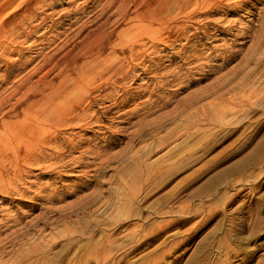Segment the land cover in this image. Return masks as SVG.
I'll return each mask as SVG.
<instances>
[{
    "label": "rangeland",
    "instance_id": "obj_1",
    "mask_svg": "<svg viewBox=\"0 0 264 264\" xmlns=\"http://www.w3.org/2000/svg\"><path fill=\"white\" fill-rule=\"evenodd\" d=\"M100 1L102 2H99V5L105 0ZM243 3L245 4L235 0L230 3L231 6L224 5L204 15L202 19L201 16L194 20L178 18L177 22L182 21L186 29L174 28L168 30L169 32L161 33L159 37L162 42L158 45L151 46L149 42H146L143 47L137 44L130 45V42L125 44L123 51H116L122 55L121 59L116 60L111 55L108 61L111 66L122 64V69L126 71L122 74H114L113 78L103 83L100 93H91L94 103L90 104V107H83L86 114L83 112L82 119H73L74 123L71 121L68 128L63 127L65 130H62L64 131L62 134L59 130L61 127H57L59 136H64L61 140L58 138V141L54 143V139L46 141L43 136H40L41 139H35L36 148L31 145H21L22 150H32L35 154L31 157L25 155L23 157L25 163L23 158H20L18 168H10L9 171L13 172L14 176L11 173L5 175L7 187L13 186L7 189L15 190L11 191L12 194L9 192V196L0 191V221L5 223L0 222V228L2 225H4L3 229L9 228L4 230L5 233L12 231L11 227L20 228L15 233L23 232V238L26 236L27 239L31 233V239L35 238L36 242L38 240L40 242L41 233L43 240L41 239L40 243L43 241L48 243L49 240L51 241L49 243H52L54 240L55 244L43 249L44 252L38 255L41 258L36 260L35 257L32 262L39 260L37 264H264V100L259 103L258 108L251 109L242 116L238 114L239 112L233 114L230 110L222 116L218 115L216 124L219 126H214L213 123L212 127H214L211 129L206 128V123L203 122L206 119L203 116L198 123H186L185 119L199 105H209L208 101L213 97L212 91H205L198 105L188 108L177 118L169 120L168 116L160 123L161 126L156 127L158 129L147 125L148 122L157 120L161 115L168 113L170 110L168 108L172 107L174 101L182 105L184 97L195 88L204 89L210 83L218 82L217 79H213L214 76L234 66L247 54L245 52L251 41L249 38L253 36L252 34L259 33V23L264 22V0H250L248 4L242 6ZM99 5L97 0H0V55L5 49L2 43L9 41L3 34L11 30L14 25H20L19 21H22L23 16H26L25 21L28 26L26 28L24 25L25 31H22L19 38L12 39L14 41H10V46H16L23 50V53L31 46L27 53L21 56L24 61H20L21 58L18 59L16 54H6L5 58L0 57V98L11 93L13 84H16L14 80L17 82L25 72L35 66L36 62L39 63L44 53L53 52L54 46L64 37L63 41L66 37H72L80 22L89 21L90 23L98 13ZM92 6L97 9H92ZM77 20L79 21L76 22ZM36 25L37 31H33ZM26 32L28 35H25ZM208 33L209 36L206 38L205 35ZM28 45L30 46L27 47ZM230 45L232 46L229 47ZM182 46H184L183 50ZM216 48L219 49L216 50ZM40 50L42 54H39ZM185 50H189L188 54ZM226 50H236L235 53L232 51L231 60L227 61L224 58L229 53ZM214 51H218L217 54ZM15 58L17 63L9 66L8 70L7 65ZM28 59L31 61L26 66L21 65ZM143 60H146L145 63ZM198 63L199 65H196ZM19 66H24V70H19ZM171 66L174 69H171ZM227 66L228 68H225ZM163 69L167 72L165 73ZM5 73L8 74L6 79L3 78ZM159 77L167 81L164 79L163 82ZM170 79L174 81H169ZM184 79L188 83L184 82ZM212 86L213 84L210 87ZM149 89L153 91L149 92ZM3 90L8 91L4 93ZM233 90L237 89L233 88ZM171 94L176 98L172 99ZM163 96L167 99H163ZM123 98L125 102L121 100ZM108 106L110 107L107 109ZM1 111L5 110L2 108ZM7 116L4 119L9 117ZM29 118L24 116L20 118L19 126H25L26 130L35 128L37 123L28 122ZM139 120L145 125L144 129L137 123ZM224 122L228 126H221ZM171 131L175 133L170 137ZM188 134L192 136L187 137ZM25 137L30 138L29 135ZM67 137L76 145L66 143ZM160 141L164 142L160 144ZM154 144L160 145L157 147ZM55 145L56 147L59 145V148L57 149ZM66 148L70 152L66 151ZM41 151L42 155L38 156L40 154L38 152ZM11 152L7 153L8 158L13 157L14 154ZM47 155H50V158ZM53 155L57 159L51 157ZM56 155L60 156V160ZM134 158L139 160L133 161ZM140 163L143 165L148 163L151 174L143 182L139 193H136L131 176L134 177L138 173L137 168ZM19 170L21 171L17 172ZM16 172L21 173L22 179H18ZM22 193L24 196L21 195ZM209 212H212L213 216L206 219ZM66 226L69 231L65 228ZM2 228L0 230H3ZM53 236L56 239H53Z\"/></svg>",
    "mask_w": 264,
    "mask_h": 264
},
{
    "label": "bare ground",
    "instance_id": "obj_2",
    "mask_svg": "<svg viewBox=\"0 0 264 264\" xmlns=\"http://www.w3.org/2000/svg\"><path fill=\"white\" fill-rule=\"evenodd\" d=\"M41 1V0H40ZM43 1V0H42ZM47 1V0H46ZM49 1V0H48ZM84 1V0H83ZM96 1V0H95ZM235 0H105L103 3L100 0H97L98 5H99V11L96 13L95 17L88 23L89 21L85 22H80V24L77 26V30L75 31L74 35L71 37H66L65 41L64 38L60 43H57L54 46L53 52L51 53H44L42 56V60H40L39 63H35V66L32 67L30 71L25 72V74L22 76V78L18 79V83L15 85L13 84L11 88V93L6 97L0 98V110L2 108L5 111L0 112V191L7 193L9 196V192L14 189H11L9 191V186L7 187L6 184V178L5 175L11 173L12 175L14 174L13 172L9 171L10 168H18V161L20 158L22 159L25 155L27 157H31L34 154L31 151H28L27 149L20 148L21 145L26 144V145H31V147H35V139L40 138V136L44 137V140L46 141H51L53 140L54 143L58 141V138L61 140L62 135L59 136V132L56 130L57 127H61L60 134H62V130L64 129L63 127H67L70 124V122L73 119H82L83 116V107L88 106L94 103L93 98H92V92H101V86L103 83L108 82L111 77L117 73L122 74L126 70L122 69V64L111 66V63L108 61L109 57L113 55L116 60H120L119 52L116 53V51H123L125 48L123 47L125 44L130 42V45L137 44L138 46L143 45L146 42H149L151 46H155V44L158 45L159 42H162L161 37L159 35L161 33H165L166 31H170L174 28L178 29L181 27H184L186 29V26L183 24V22H177V19L179 18H188L189 20H194L198 17L201 16L204 17L207 14H210L211 12L216 11L217 9L221 8L224 5H230L231 2ZM241 2H245L248 4L250 0H238ZM35 2V1H34ZM94 2V1H93ZM253 3V2H252ZM46 4V3H44ZM69 4V3H68ZM235 4V2H234ZM85 5V4H84ZM93 5V4H92ZM77 6V4H76ZM86 6V5H85ZM231 6V5H230ZM235 6V5H234ZM83 7V6H82ZM228 7V6H227ZM40 8V7H38ZM92 9L93 6L91 7ZM243 8V7H242ZM81 9V8H80ZM83 9V8H82ZM97 9V8H96ZM65 10V9H64ZM63 10V11H64ZM84 10V9H83ZM81 10V11H83ZM243 10V9H242ZM76 12H79L75 9ZM86 11V8H85ZM32 12V11H31ZM41 12V11H40ZM34 13V12H33ZM238 13V12H237ZM32 14V13H31ZM35 14V13H34ZM48 14V13H47ZM33 15V14H32ZM31 15V17H33ZM37 15V14H36ZM51 15V14H50ZM61 15V14H60ZM203 15V16H202ZM217 15V14H216ZM29 15H27L28 17ZM39 16V15H38ZM47 16V15H46ZM25 17H22V23L19 21L20 25H14L11 30L8 32L6 31V34H3V36L8 37V42L7 43H2V45L5 46V49L1 51V58H5L4 55L6 54H16L17 58L20 59L21 56L31 48H30L23 53L19 48L16 46H10V41L12 39L15 40V38H19L20 34L22 31H25V27L28 26L25 21ZM49 17V16H48ZM74 17V16H73ZM62 18V17H61ZM76 18H79L76 16ZM36 19V18H35ZM34 19V20H35ZM48 19V18H47ZM27 20V19H26ZM33 20V19H32ZM49 20V19H48ZM73 20V19H72ZM181 20V19H180ZM185 20V19H184ZM205 20V19H204ZM218 20V19H217ZM50 21V20H49ZM69 21V20H67ZM71 21V20H70ZM77 20L76 22H78ZM188 21V20H187ZM43 22V21H42ZM75 22V20L73 21ZM194 22V21H193ZM196 22V21H195ZM70 23V22H69ZM72 23V21H71ZM191 23V22H190ZM211 23V22H208ZM61 24V23H60ZM57 24V25H60ZM75 24V23H74ZM25 25V27H24ZM71 25V24H70ZM68 25V26H70ZM229 25V24H228ZM54 26V25H53ZM253 26V25H252ZM40 27V26H39ZM66 27V26H65ZM125 27V29H123ZM208 27V26H207ZM225 27V26H224ZM27 28V27H26ZM259 33L258 34H251L253 35L252 37L250 34L248 37H251L250 44L248 45V48L244 55L241 59L238 60V62L234 65L228 68L230 66L228 64V68L226 71H221V73L218 76H214L213 79H217L218 82L216 83H210L207 85V88H212V89H207V88H195L194 91L190 92L189 95H186L184 97V102L183 104L175 103L177 101H174L172 104L171 108L168 111V113H165L164 115H161L157 120H152L151 122H148L147 125L150 127H158L160 123L165 121L168 116L169 120L177 118L178 115L184 113L188 108L192 107L195 104H199L201 99L204 97V92L205 91H212L213 97L209 99L208 101V106L201 104L199 105L196 109H194V112L188 116L187 119H185L186 123H198L201 120V116H203L206 120L203 122L206 123V128L211 129L214 126H219L216 124V117L218 115H221L226 113L227 111H233L234 113H238L240 116L246 114L249 112V110L258 108L259 103H261L262 100H264V22L259 23ZM66 29V28H65ZM64 29V30H65ZM69 29V28H68ZM182 29V28H181ZM253 29V27H252ZM251 29V30H252ZM33 31H37V25L34 26L32 29ZM72 30V29H71ZM227 30V29H226ZM250 30V31H251ZM63 31V30H62ZM67 31V30H66ZM168 31V32H169ZM208 31V30H207ZM247 31V30H246ZM249 32V31H248ZM65 33V32H64ZM70 33V32H69ZM73 33V31L71 32ZM176 33V32H175ZM174 33V34H175ZM199 33V32H198ZM241 33V32H240ZM51 34V33H50ZM56 34V33H55ZM187 34V33H186ZM25 35H28L27 32ZM52 35V34H51ZM163 35V34H162ZM177 35V34H176ZM195 35V34H194ZM200 35V34H199ZM35 36V35H34ZM41 36V35H40ZM45 36V35H44ZM161 36V35H160ZM187 36V35H185ZM193 36V35H192ZM206 38L209 36L206 34ZM43 37V36H42ZM54 37V36H52ZM51 37V39H52ZM79 37V40H75L74 38ZM163 37V36H162ZM190 37V36H187ZM186 37V38H187ZM23 38V37H22ZM39 38V37H38ZM50 38V37H49ZM210 38V37H209ZM5 40V38H3ZM78 39V38H77ZM182 39V38H180ZM204 39V38H203ZM248 39V40H249ZM12 40V41H14ZM21 40V39H20ZM26 40V39H25ZM24 40V41H25ZM46 40V39H45ZM44 40V41H45ZM49 40V39H48ZM75 40V41H74ZM185 40V39H184ZM202 40V39H201ZM36 41V40H35ZM43 41V40H42ZM51 41V40H50ZM60 41V40H59ZM177 42V41H176ZM200 42V41H199ZM24 43V42H23ZM22 43V45H23ZM48 43V42H47ZM185 43V42H184ZM204 43V42H203ZM229 43V42H228ZM33 44V41H32ZM42 44V43H41ZM44 44V43H43ZM46 44V43H45ZM53 44V43H52ZM193 44V43H192ZM206 44V43H205ZM225 44V43H223ZM16 45V44H15ZM21 45V46H22ZM34 45V44H33ZM51 45V44H50ZM195 45V43H194ZM19 46V45H18ZM26 46V45H25ZM24 46V47H25ZM197 46V45H195ZM224 46V45H223ZM228 46V45H226ZM230 45L229 47H231ZM25 47V48H27ZM163 47V46H162ZM182 46V50H183ZM199 47V45H198ZM202 47V46H201ZM161 48V46H160ZM188 48V47H186ZM225 48V47H224ZM227 48V47H226ZM24 49V48H23ZM159 49V48H158ZM162 49V48H161ZM219 48H216V50ZM230 49V48H229ZM244 49V48H243ZM243 49H241L243 51ZM25 50V49H24ZM135 50V49H134ZM154 50V49H153ZM194 50V49H193ZM192 50V51H193ZM201 50V49H200ZM199 50V51H200ZM225 50V49H224ZM240 50V49H239ZM238 50V51H239ZM41 51V52H40ZM39 51V54L43 53L42 50ZM50 51V50H49ZM187 50H185L186 52ZM189 51V50H188ZM188 51L186 54H188ZM227 51V50H226ZM229 53L226 54L225 59L231 60L230 58L233 56L232 51L228 50ZM227 51V52H228ZM236 51V50H235ZM234 51V53H235ZM215 52V51H214ZM218 52V51H216ZM215 52V54H217ZM221 53V49L219 50ZM223 52V50H222ZM240 52V51H239ZM131 54V52H129ZM178 53V52H177ZM191 53V52H189ZM193 53V52H192ZM195 53V52H194ZM199 53V52H198ZM219 53V54H220ZM36 54V53H35ZM179 54V53H178ZM183 54V53H182ZM185 54V55H186ZM218 54V55H219ZM132 55V54H131ZM200 55V53H199ZM210 55V54H209ZM221 55V54H220ZM228 55V56H227ZM239 56L241 54H238ZM236 55V56H238ZM10 56V55H9ZM39 56V55H38ZM124 56V55H123ZM182 56V55H180ZM190 56V54H189ZM197 56V55H196ZM235 56V55H234ZM238 56V57H239ZM188 57V56H187ZM191 57V56H190ZM194 57V56H193ZM207 57V56H206ZM214 57V55L212 56ZM211 57V58H212ZM222 57V56H218ZM23 58V57H22ZM21 58L20 61L23 59ZM41 58V57H40ZM199 58V57H198ZM210 58V57H209ZM26 59V57H25ZM31 59V58H30ZM28 59L25 62H22L21 65H25L33 60V59ZM112 59V58H111ZM215 59V58H214ZM234 59V58H233ZM237 59V58H236ZM38 60V61H39ZM154 60V59H153ZM172 60V59H171ZM186 60V59H185ZM203 60V59H202ZM212 60V59H210ZM24 61V60H23ZM115 61V59L113 60ZM112 61V62H113ZM127 61V59H126ZM144 61V60H143ZM146 61V60H145ZM144 61V63H145ZM148 61V60H147ZM170 61V60H169ZM190 61V60H189ZM188 61V64H189ZM192 61V60H191ZM222 61V60H221ZM124 62V61H123ZM122 62V63H123ZM141 62V61H140ZM179 61H177L178 63ZM230 62V61H229ZM233 62V61H232ZM2 63V62H1ZM4 63V62H3ZM17 63V59H13L9 65H7V69L9 66H13ZM21 63V62H20ZM142 63V64H144ZM169 63V62H168ZM173 63V62H172ZM171 63V64H172ZM176 63V62H175ZM187 63V62H186ZM31 64V63H30ZM37 64V65H36ZM113 64V63H112ZM116 64V63H115ZM133 64V63H132ZM156 64V63H155ZM170 64V63H169ZM141 65V64H140ZM173 65V64H172ZM182 65V64H181ZM195 65V64H194ZM196 65H199L196 64ZM207 65V64H206ZM210 65V64H209ZM180 66V64H178ZM213 66V65H211ZM225 66V65H224ZM153 67V66H152ZM166 67V66H165ZM175 67V66H174ZM197 67V66H195ZM203 67V66H201ZM218 67V66H217ZM222 67V66H221ZM10 68V67H9ZM176 68V67H175ZM179 68V67H178ZM185 68V67H184ZM188 68V67H187ZM190 68V67H189ZM193 68V67H192ZM204 68V67H203ZM210 68V67H209ZM215 68V67H214ZM213 68V69H214ZM19 70H24V66H19ZM148 69V67H147ZM168 69H170L168 67ZM167 69V70H168ZM171 69L172 68L171 66ZM183 69V67H182ZM191 69V68H190ZM197 69V68H196ZM200 69V67L198 68ZM206 69V68H205ZM208 69V68H207ZM217 69V68H215ZM214 69V70H215ZM223 69V68H222ZM221 69V70H222ZM6 70V69H5ZM9 70V69H8ZM130 70V69H129ZM146 70V69H145ZM150 70V69H149ZM160 70V69H159ZM164 70V69H163ZM162 70V71H163ZM166 70V68H165ZM164 70V71H165ZM186 70V69H185ZM202 70V69H201ZM210 70V69H209ZM212 70V69H211ZM220 70V69H219ZM224 70V69H223ZM18 71V70H17ZM133 71V70H132ZM158 71V69H157ZM163 71V72H164ZM169 71V70H168ZM176 71V70H175ZM195 71V70H194ZM193 71V72H194ZM200 71V70H199ZM7 72V71H6ZM128 72V71H127ZM126 72V73H127ZM155 72V71H154ZM167 71H165L166 73ZM177 72V71H176ZM175 72V73H176ZM179 72V70H178ZM183 72V71H182ZM186 72V71H185ZM207 72V71H205ZM220 72V71H218ZM9 73V72H8ZM130 74V72H128ZM132 73V72H131ZM140 73V72H139ZM150 73V72H149ZM153 73V72H152ZM159 73V72H158ZM161 73V72H160ZM159 73V74H160ZM174 73V72H173ZM172 73V74H173ZM184 73V72H183ZM195 73V72H194ZM198 73V72H196ZM128 74V75H129ZM133 74V73H132ZM155 74V73H154ZM157 74V73H156ZM171 74V71H170ZM191 74V73H190ZM202 74V73H201ZM198 74V75H201ZM211 74V73H210ZM218 74V73H217ZM126 75V76H128ZM177 75V74H176ZM175 75V76H176ZM185 74H183L184 76ZM216 75V73H215ZM125 76V77H126ZM160 76V75H159ZM174 76V77H175ZM179 76V75H178ZM177 76V78H178ZM195 76V75H192ZM191 76V77H192ZM206 76V75H205ZM211 76V75H210ZM8 77V74H4V79ZM21 77V76H20ZM134 77V76H133ZM157 77V75H156ZM167 77V75L165 76ZM173 77V76H170ZM169 77V78H170ZM185 77V76H184ZM113 78V77H112ZM130 78V77H129ZM132 78V77H131ZM155 78V77H153ZM158 78V77H157ZM155 78V80L157 79ZM160 78V77H159ZM181 78V77H179ZM190 78V77H189ZM195 78V77H194ZM165 79V78H164ZM163 79V80H164ZM173 79V78H172ZM170 79L169 81H174ZM183 79V77H182ZM186 79V78H185ZM184 79V80H185ZM210 79V78H209ZM212 79V76H211ZM212 79V80H213ZM123 80V79H122ZM121 80V81H122ZM160 80H162L160 78ZM162 80V81H163ZM166 80V79H165ZM164 80V81H165ZM177 80V79H175ZM179 80V79H178ZM188 80V79H187ZM210 80V82L212 81ZM148 81V80H147ZM163 81V82H164ZM167 81V80H166ZM193 81V80H192ZM111 82V81H110ZM126 82V81H125ZM149 82V81H148ZM150 82H152L150 80ZM184 82H187L186 80ZM195 82V81H194ZM159 83V82H156ZM162 83V82H161ZM160 83V84H161ZM171 83V82H170ZM174 83V82H173ZM188 83V82H187ZM193 83V82H192ZM112 84V83H111ZM114 84V83H113ZM117 84V83H115ZM146 84V83H145ZM148 84V83H147ZM178 84V82H177ZM182 84V80H181ZM185 84V83H184ZM207 84V83H206ZM211 84H213L212 87ZM105 85V84H104ZM103 85V86H104ZM122 85V84H121ZM139 85V83H138ZM162 85V84H161ZM179 85V84H178ZM183 85V84H182ZM187 85V84H186ZM192 85V84H191ZM205 85V84H204ZM11 86V85H10ZM112 86V85H111ZM123 86V85H122ZM137 86V85H136ZM146 86V85H145ZM144 86V87H145ZM152 86V84H151ZM150 86V89H151ZM154 86V85H153ZM157 86V85H156ZM173 86V85H172ZM181 86V85H179ZM178 86V87H179ZM203 86V85H202ZM106 87V86H105ZM110 87V86H109ZM108 87V88H109ZM118 86H116L117 88ZM125 87V86H124ZM123 87V88H124ZM130 87V86H129ZM127 87V88H129ZM141 87V86H140ZM143 87V86H142ZM161 87V86H159ZM163 87V85H162ZM176 87V84H175ZM174 87V88H175ZM195 87V86H194ZM193 87V88H194ZM113 88V86H112ZM126 88V89H127ZM137 88V87H136ZM139 88V87H138ZM137 88V89H138ZM154 88V87H153ZM156 88V87H155ZM173 88V87H172ZM177 88V87H176ZM182 88V87H181ZM187 88V87H185ZM192 88V89H193ZM233 88L237 90H233ZM105 89V88H104ZM102 89V91L104 90ZM120 89V88H119ZM149 92H152L150 91ZM183 89V88H182ZM191 89V90H192ZM115 90V89H114ZM147 90V88H146ZM158 90V89H157ZM160 90V89H159ZM164 90V89H163ZM162 90V91H163ZM184 90V89H183ZM4 91V90H3ZM8 90H5L7 92ZM111 91V89H110ZM117 91V89H116ZM121 90H119L120 92ZM129 91V90H128ZM135 91V90H134ZM171 91V90H170ZM174 91V90H172ZM176 91V90H175ZM182 91V90H181ZM188 91V90H187ZM131 92V91H130ZM136 92V91H135ZM139 92V91H138ZM177 92V91H176ZM116 93V92H115ZM126 93V92H125ZM146 93V92H145ZM164 94V92H162ZM166 93V92H165ZM171 93V92H170ZM175 93V92H174ZM180 93V92H178ZM186 93V92H184ZM184 93L182 95H184ZM204 93V94H203ZM7 94V93H6ZM102 94V93H101ZM110 94V93H109ZM119 94V93H118ZM116 94V95H118ZM124 94V93H123ZM137 94V93H136ZM142 94V93H141ZM161 94V93H160ZM161 94V95H163ZM177 94V93H176ZM96 95V94H95ZM115 95V96H116ZM140 95V94H139ZM160 95V96H161ZM173 95V94H171ZM104 95H102L103 97ZM108 96V95H107ZM120 96V95H119ZM133 97V95H131ZM167 96V95H165ZM106 97V94H105ZM117 97V96H116ZM153 97V96H152ZM170 97V96H169ZM168 97V100H169ZM179 97V96H178ZM96 98V96L94 97ZM107 98V97H106ZM122 98V97H121ZM134 98V97H133ZM149 98V96H148ZM161 98V97H160ZM176 97L173 98L174 99ZM114 99V98H113ZM118 99V98H117ZM132 99V98H131ZM135 99V98H134ZM153 99V98H152ZM163 99H167L164 98ZM98 100V99H97ZM96 100V101H97ZM106 100V99H105ZM120 100V99H119ZM124 101V98L121 99ZM147 100V98L145 99ZM149 100V99H148ZM158 100V98H157ZM160 100V99H159ZM176 100V99H175ZM144 100H142L143 102ZM150 101V100H149ZM171 101V98H170ZM104 102V101H103ZM125 102V101H124ZM205 102V101H204ZM207 102V101H206ZM118 103V102H117ZM146 103V101H145ZM149 103V102H148ZM151 103V102H150ZM171 103V102H170ZM96 104V103H95ZM108 104V103H107ZM114 104V103H111ZM116 104V103H115ZM121 104V103H120ZM138 104V103H137ZM140 104V103H139ZM143 104V103H142ZM147 104V103H146ZM145 104V105H146ZM94 105V104H93ZM123 105V104H122ZM121 105V106H122ZM160 105V104H159ZM164 105V104H163ZM147 106V105H146ZM110 106L107 107V109ZM145 107V106H143ZM149 107V106H148ZM164 107V106H162ZM142 108V106L140 107ZM139 108V109H140ZM147 108V107H146ZM135 109V106H134ZM133 109V110H134ZM137 109V108H136ZM89 110V109H88ZM110 110V109H109ZM132 110V111H133ZM151 111V109H149ZM106 111V110H105ZM149 111V112H150ZM165 112V110H163ZM162 111V113H163ZM229 111V112H230ZM158 112V111H155ZM85 113V112H84ZM89 113V112H88ZM96 113V112H95ZM86 114V113H85ZM98 114V113H96ZM145 114V112H144ZM147 114V113H146ZM152 114V113H151ZM159 114V113H158ZM230 114V113H229ZM232 114V115H233ZM8 115L7 119H4V117ZM92 115V114H91ZM143 115V114H142ZM142 115L140 117H142ZM231 115V116H232ZM18 116V117H17ZM27 118L28 122L30 123H37L35 128H29L28 130L24 129L23 126H19L20 118ZM27 116V117H26ZM96 116V115H95ZM126 116V115H125ZM145 116V115H144ZM148 115H146L147 117ZM156 116V115H155ZM154 116V117H155ZM219 116V118L222 119V117ZM228 116V114L226 115ZM225 116V117H226ZM230 116V115H229ZM92 117V116H91ZM94 117V116H93ZM139 117V118H140ZM153 116H151L152 118ZM87 118V117H86ZM99 118V117H98ZM145 118V117H144ZM149 118V119H151ZM203 118V119H204ZM102 119V118H101ZM122 119V118H121ZM141 119V118H140ZM27 120V119H26ZM86 120V119H85ZM90 120V119H89ZM94 120V119H92ZM100 120V118H99ZM142 120V119H141ZM139 120L137 123L142 125V128L144 129L145 125ZM145 120V119H144ZM148 120V118H147ZM168 120V121H169ZM176 120V119H175ZM82 121V120H79ZM78 121V123H79ZM84 121V120H83ZM97 121V120H96ZM146 121V120H145ZM188 121V122H187ZM223 121V120H222ZM73 122V121H72ZM85 122V121H84ZM91 122V121H90ZM95 122V120H94ZM100 122V121H99ZM98 122V123H99ZM174 122V120H173ZM231 122V121H230ZM74 123V122H73ZM88 123V122H87ZM93 123V122H92ZM170 123V122H169ZM208 123V126H207ZM214 123V126L212 127ZM22 124V123H21ZM81 124V123H80ZM97 124V123H96ZM133 124V122L131 123ZM168 125V123H166ZM203 124V123H202ZM221 126L226 125V123H221ZM27 125V124H26ZM75 125V124H73ZM78 125V124H77ZM94 125V124H93ZM165 125V126H167ZM172 125V124H171ZM170 125V126H171ZM196 125V124H195ZM205 125V124H204ZM100 127V125H98ZM97 126V127H98ZM102 126V125H101ZM132 126V125H131ZM161 126V125H160ZM176 126V125H175ZM178 126V125H177ZM187 126V124H186ZM191 126V125H190ZM197 126V125H196ZM220 126V127H221ZM228 126V125H226ZM31 127V126H29ZM81 127V126H80ZM103 127V126H102ZM174 127V126H173ZM201 127V126H200ZM219 127V128H220ZM68 128V127H67ZM83 128V127H82ZM107 128V127H106ZM183 127H181L182 129ZM187 128V127H186ZM185 128V129H186ZM205 127H203L204 129ZM158 129V128H156ZM184 129V130H185ZM200 129V128H199ZM202 129V130H203ZM65 130V129H64ZM67 130V129H66ZM100 130V129H99ZM149 130V128H148ZM162 130V129H161ZM180 131V129H178ZM189 130V128L187 129ZM195 130V129H194ZM201 130V129H200ZM205 130V129H204ZM57 131V132H56ZM155 131V130H152ZM159 131V130H158ZM176 131V130H175ZM190 131H192L190 129ZM48 132L50 134L46 135L45 133ZM56 133V134H55ZM154 133V132H153ZM159 133V132H158ZM175 132L171 131V135H173ZM180 133V132H179ZM182 134V133H181ZM25 135H29L30 138L26 139ZM67 135V134H66ZM165 135V133H164ZM177 135V134H176ZM185 135V134H184ZM72 136V135H71ZM71 136H69L71 138ZM159 136V135H158ZM157 136V137H158ZM180 136V135H178ZM192 135L188 134L187 137H191ZM64 137V136H63ZM62 137V138H63ZM147 137V136H146ZM162 137V136H160ZM186 137V138H187ZM73 138V137H72ZM150 138V137H149ZM148 138V139H149ZM163 138V137H162ZM183 138V136H182ZM41 139V138H40ZM157 140V138L155 137ZM169 139V138H168ZM166 139V140H168ZM59 140V141H60ZM66 140V139H63ZM155 140V142H156ZM163 140V139H161ZM143 141V140H142ZM171 141V140H170ZM175 141V140H174ZM61 142V141H60ZM64 142V141H63ZM62 142V143H63ZM66 142V141H65ZM72 143V139H69L67 137V142L66 143ZM76 142V141H75ZM141 142V141H140ZM162 141H160V144ZM40 143V142H39ZM52 143V142H51ZM52 143V144H54ZM151 143V142H150ZM158 143V142H156ZM48 144V143H46ZM50 144V142H49ZM58 144V143H57ZM56 144V145H57ZM73 144V143H72ZM71 144V145H72ZM75 144V143H74ZM73 144V145H74ZM158 144V146L160 145ZM40 145V144H39ZM55 145V147H56ZM60 145V143H59ZM59 145L57 146L59 148ZM69 145V144H68ZM76 145V144H75ZM80 145V144H79ZM155 145V144H154ZM168 145V144H167ZM48 146V145H46ZM66 146V145H65ZM157 146V144L155 145ZM157 146V147H158ZM177 146V145H176ZM17 147V148H15ZM44 147V145H43ZM56 147V148H57ZM61 147V146H60ZM63 147V146H62ZM61 147V148H62ZM74 148V146H72ZM54 148V145H53ZM57 148V149H58ZM70 150L72 149L71 147H68ZM156 148V147H155ZM29 149V148H28ZM40 149V148H38ZM46 149V148H45ZM55 149V148H54ZM66 151H69L70 150ZM56 150V149H55ZM54 150V151H55ZM9 151L13 152V157L8 158L7 153ZM36 151V150H35ZM39 151V150H38ZM65 151V150H64ZM65 151V152H66ZM104 151V150H103ZM11 152V153H12ZM62 152V151H61ZM64 152V154H65ZM130 152V151H129ZM40 153V154H39ZM51 153V152H50ZM53 153V152H52ZM55 153V152H54ZM131 153V152H130ZM37 154V153H36ZM38 156L42 155V151L38 152ZM44 154V152H43ZM104 154V153H103ZM147 154V153H146ZM55 155V154H54ZM51 157H55V156ZM62 155V154H61ZM37 156V157H38ZM48 158H50V155ZM59 156V155H56ZM66 156V155H65ZM43 158L45 156H42ZM130 157V156H129ZM34 158V157H33ZM46 158V157H45ZM44 158V159H45ZM56 158V157H55ZM60 160V156L58 157ZM133 158V157H132ZM38 159V158H37ZM57 159V158H56ZM64 159V158H63ZM61 159V160H63ZM30 160V159H29ZM36 160V158L34 159ZM32 160V161H34ZM43 160V159H41ZM127 160V159H126ZM139 160L138 158H134L133 161ZM24 161V158H23ZM28 161V160H27ZM31 161V162H32ZM38 161V160H37ZM44 161V160H43ZM22 162V161H21ZM30 162V161H29ZM40 162V160H39ZM60 162V161H59ZM25 163V161L23 162ZM37 163V162H36ZM34 164V163H32ZM55 164V163H54ZM63 164V163H62ZM148 164V163H147ZM143 165L140 163L138 169V173L135 174V176H131V182L133 183L134 191L136 190V193H139L140 187L143 185V182L149 178V172L148 169H150L149 165ZM25 165V164H24ZM136 165V164H135ZM137 167V166H136ZM21 168V167H20ZM171 168V166H170ZM27 169V168H26ZM43 169V168H42ZM16 170V169H15ZM21 170L17 171L20 172ZM27 171V170H25ZM157 171V170H156ZM15 173L17 175L18 179H22L21 173ZM24 172V171H23ZM28 172V171H27ZM26 172V173H27ZM125 172V171H124ZM26 173H24L26 175ZM30 173V172H29ZM155 175V174H154ZM14 176V175H13ZM7 177V176H6ZM12 177V176H11ZM17 177H14L15 179ZM155 178V177H153ZM8 180L10 179L9 176L7 178ZM129 179V178H128ZM18 180V182H19ZM13 181V180H11ZM22 181V180H21ZM20 181V182H21ZM148 182V181H147ZM9 183V182H8ZM14 183V182H13ZM12 183V184H13ZM131 183V186H132ZM146 183V182H145ZM10 184V183H9ZM15 185V184H13ZM17 186V185H16ZM128 186V185H127ZM18 187V186H17ZM20 187V186H19ZM18 189V188H17ZM21 189V187H20ZM19 189V191H20ZM15 190V189H14ZM22 190V189H21ZM17 191V190H16ZM26 191V190H25ZM138 191V192H137ZM22 192V191H20ZM1 193V192H0ZM25 194V192H23ZM23 193L21 195H23ZM40 193V192H39ZM134 193V192H133ZM12 194V193H11ZM15 194V193H14ZM13 194V195H14ZM19 194V193H18ZM20 195V197H21ZM49 195V194H48ZM19 196V195H18ZM24 196V195H23ZM26 196V195H25ZM28 196V195H27ZM5 197V196H4ZM133 198V197H132ZM12 202V201H11ZM238 208V207H237ZM196 210V209H195ZM192 212V211H190ZM194 212V211H193ZM192 212V213H193ZM213 212V210H212ZM209 212V214L206 216V219L210 218L213 216V213ZM215 212V210H214ZM189 213V212H188ZM35 217V216H34ZM14 219V218H13ZM12 220V219H11ZM15 222L14 220H12ZM67 221V220H66ZM1 222V221H0ZM5 222V221H4ZM2 223V222H1ZM27 223V222H26ZM5 224V223H2ZM10 224H12L10 222ZM14 224V223H13ZM17 224V222H16ZM15 224V225H16ZM25 224V223H24ZM7 225V221H6ZM9 225V224H8ZM23 225V224H21ZM242 224H240L241 226ZM4 225H2L3 227ZM17 226V225H16ZM29 226V225H28ZM59 226V225H58ZM65 226V225H64ZM67 226H69L67 224ZM65 227L68 229V227ZM243 226V225H242ZM1 227V228H2ZM6 227V226H5ZM18 227V226H17ZM24 227V226H23ZM22 227V228H23ZM73 227V226H72ZM0 228V229H1ZM7 228V227H6ZM0 230V264H37L36 261L37 258H41L38 256L41 252L43 253V249L47 248L48 246L50 247L53 245L49 240L48 243L46 241L41 242V239L43 238L41 233H40V242L34 241L31 239L30 234V241L29 237L25 239L23 238V230L21 231L22 233H15L19 229L17 228H10L12 231L5 233L4 230ZM71 228V227H70ZM239 228V227H238ZM9 228H7L8 230ZM66 229V231H67ZM29 229L27 228V231ZM72 230V228H71ZM237 230V229H236ZM26 231V232H27ZM31 231V230H30ZM37 232V231H36ZM42 232V231H41ZM64 232V231H63ZM84 232V231H83ZM28 233V232H27ZM26 233V234H27ZM44 233V232H43ZM76 233V232H75ZM35 234V233H33ZM46 234V233H45ZM58 234V233H56ZM60 235V234H58ZM87 235V234H86ZM28 236V235H27ZM58 237V236H57ZM53 239L54 236L52 237ZM49 239V238H46ZM45 239V240H46ZM43 240V239H42ZM55 244V243H54ZM225 256L227 257V250L225 251ZM36 260L32 262V259L34 258Z\"/></svg>",
    "mask_w": 264,
    "mask_h": 264
}]
</instances>
